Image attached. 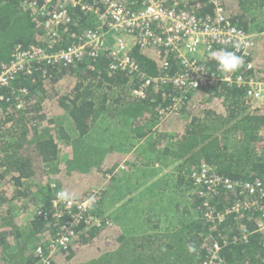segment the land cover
I'll list each match as a JSON object with an SVG mask.
<instances>
[{
  "label": "trees",
  "instance_id": "obj_1",
  "mask_svg": "<svg viewBox=\"0 0 264 264\" xmlns=\"http://www.w3.org/2000/svg\"><path fill=\"white\" fill-rule=\"evenodd\" d=\"M25 1L39 5L44 0H0V69L16 45H48L42 24L33 19V9ZM224 3L235 25L264 33V0ZM184 6L191 10L200 6V15L210 11L204 0H189ZM81 16L82 21L65 26L56 47L71 44L74 32L83 33L94 24ZM255 45L252 74L264 77V65L255 56L258 41ZM220 49L231 51L222 46L214 50ZM132 54L147 73H162L165 51L134 46ZM207 64L220 70L210 54ZM177 68L173 60V70ZM133 86L128 72L110 70L105 55L86 56L69 65L43 64L33 75L15 79L13 89L26 88L28 95L21 108L12 92L8 100H0V264H34L36 246L54 235L53 221L36 216L24 226L18 214L30 206H49L50 179L77 197L104 185L98 208L104 213L118 207L115 203L124 190L134 192L144 186L141 180L116 186L124 172L141 168L152 176L163 175L157 184L146 186L145 193L138 190V196L146 195L150 204L126 199L118 207L122 219L113 212L112 225L82 229L69 247L53 257V264H202L207 245L216 238L228 241L220 251L223 264H264L263 232L252 233L248 240L233 239L256 227L259 212L209 219L203 199L190 194L189 177L207 163L232 179L264 180V106L249 99L244 87L224 83L189 91L177 104L174 96L180 93L174 87H151L145 97H137ZM119 138L122 143L113 146ZM121 164L127 168L116 171ZM115 171L108 180L106 175ZM172 191L182 198L168 200ZM238 196L222 189L210 206L222 212ZM172 203L178 206L174 221L165 213ZM190 203L195 214L188 209ZM190 245L194 250H189Z\"/></svg>",
  "mask_w": 264,
  "mask_h": 264
},
{
  "label": "built area",
  "instance_id": "obj_2",
  "mask_svg": "<svg viewBox=\"0 0 264 264\" xmlns=\"http://www.w3.org/2000/svg\"><path fill=\"white\" fill-rule=\"evenodd\" d=\"M189 0H44L25 1L32 7L33 19L44 29L48 45L18 44L11 53V59L0 69V100H8L9 93L15 95L18 108L24 106L28 90L15 91L13 82L22 75H33L37 66L69 65L83 57L98 58L105 55L112 71H126L134 80L133 95L145 97L149 88L174 87L180 96H174L175 104L183 100L189 91L209 88L224 83L244 87L249 99L264 106V78L252 75L255 63L252 59L253 35L235 25L227 15L224 0H204L210 11L200 15L198 8L191 10L184 6ZM78 12L79 17L74 16ZM84 15L93 25L83 33L74 32V42L56 47L62 40L63 31L69 24L82 21ZM138 46L165 51L161 60L162 73H147L132 50ZM216 46L228 47L243 57L244 63L233 72L211 69L207 62ZM173 60L178 68L173 70ZM136 81V83H135ZM164 112V111H163ZM127 168L119 165L116 171ZM108 173L109 180L113 174ZM191 195L203 199L209 219L222 221L228 214L240 215L258 211L260 216L254 229L246 228L234 240H248L252 233H264V180L261 178L232 179L220 175L211 164L203 163L189 174ZM49 206L40 205L35 214L56 224L54 235L39 243L34 253L38 257L34 264H53V257L69 247L82 229L112 225L110 215L100 213L103 199L102 187L92 188L86 196L71 203L61 201L56 193L62 189L57 181H50ZM235 191L237 200L225 210L213 211L210 202L221 190ZM90 196H95L93 202ZM202 201V202H203ZM228 241L214 239L207 245V258L202 264H223L221 249Z\"/></svg>",
  "mask_w": 264,
  "mask_h": 264
},
{
  "label": "rangeland",
  "instance_id": "obj_3",
  "mask_svg": "<svg viewBox=\"0 0 264 264\" xmlns=\"http://www.w3.org/2000/svg\"><path fill=\"white\" fill-rule=\"evenodd\" d=\"M119 143H122V139L121 138L115 139L114 141H112L111 144L116 147V146H119L120 145ZM157 171H158L157 169H154L153 172L156 173ZM158 176H162V172ZM164 176L169 177V174L168 173H165ZM139 180H141V181L144 182V186H143V184L140 186V187H142V190H140V191H143L142 193H145V191L148 190V189H145V187L146 186L151 187V186L157 184L156 182L158 180V177L157 176L150 175L143 168H141V169H135L134 171H131V172H128V173L127 172L126 173L124 172L123 175H122V177H121V179L119 180V183L116 184V186L118 187V186L127 185L129 183H136ZM158 184H159V182H158ZM124 191L128 192L127 190H124ZM171 193H173L172 196H168V200H170L171 202H172L173 199H176L177 201H179V199L182 198L181 194H179L178 191H172ZM126 194L127 193H124V195H126ZM187 194H189V191H187ZM162 197H164V196L162 195ZM134 202H137L141 206H147L148 204H150V202H148V198L144 194H143V197L135 196L134 197ZM163 202H164V200H163ZM136 208H137L136 209V212H137L138 211V208H139L138 205H136ZM112 209L113 208L108 209V210H104V211L107 212V214H109V215H112L113 212H114V215H116V213H117L119 215V217H121V219H122L121 209L118 208V207H115L114 208V211ZM153 209H155V207H153ZM129 211H130V209H129ZM165 213L168 214L169 220L172 219L173 221H174L175 217L178 214L177 210H175L174 208H172L170 206L167 208V210L165 211ZM129 214L131 215L133 213L130 211ZM128 215L126 216L127 219H128ZM162 221H164V220L162 219Z\"/></svg>",
  "mask_w": 264,
  "mask_h": 264
},
{
  "label": "clouds",
  "instance_id": "obj_4",
  "mask_svg": "<svg viewBox=\"0 0 264 264\" xmlns=\"http://www.w3.org/2000/svg\"><path fill=\"white\" fill-rule=\"evenodd\" d=\"M210 58L217 62V66L221 71L233 72L237 71L244 63L243 57L238 55L235 51H229L227 49H220L218 51H212L210 53ZM56 196L59 200L71 203L76 200L77 194L75 192L69 191L68 189H60ZM95 196H90L89 201L93 202ZM218 239V238H216ZM189 250H194V246L190 245Z\"/></svg>",
  "mask_w": 264,
  "mask_h": 264
},
{
  "label": "crops",
  "instance_id": "obj_5",
  "mask_svg": "<svg viewBox=\"0 0 264 264\" xmlns=\"http://www.w3.org/2000/svg\"><path fill=\"white\" fill-rule=\"evenodd\" d=\"M248 32H250V31H248ZM252 35H253V40H254V44L256 43V45H255V47H257V41H258V47H257V49H256V51H255V56H256V60L259 62V63H262L263 65H264V53L262 54V49H263V46L262 45H264V33H256V32H250ZM257 40V41H256ZM254 47V46H253ZM253 50V49H252ZM252 74V73H251ZM253 75V74H252ZM258 76H260L261 78H264L263 77V75L262 74H260V75H258ZM133 152L134 151H132L131 152V155L133 154ZM129 154H130V152H128ZM128 157V155H126L125 156V159ZM124 159V160H125ZM158 178H162L163 177V175L162 176H157ZM53 179H50L49 180V182L50 181H52ZM138 182V181H137ZM164 183V181H159V184H163ZM102 186H104V185H102ZM138 190H142V187H139L138 189H135V191L134 192H126L125 191V193H127L126 195H124L122 198H119V200H117V202L115 203V206L117 205L118 207L119 206H121L123 203H124V201L126 200V199H130V198H133L134 199V197L135 196H138ZM180 194V193H179ZM186 194H187V192H186ZM188 195V194H187ZM137 203V202H136ZM182 204H181V208L182 209H184L185 208V206H184V203H183V201L181 202ZM40 205V204H39ZM177 205H173V208L175 209V210H177V208H178V206L176 207ZM39 206H37L36 208H35V206H33V207H28V209L27 210H20L19 212H18V214H19V216L21 217V219H22V222H23V224H24V226H27L30 222H31V220L33 219V218H35L36 217V214H35V211H36V209L38 208ZM187 209V208H186ZM188 209H191V213L192 214H195V210L193 209V207H192V205H191V203H190V205L188 206ZM185 210V209H184ZM105 213H107V212H105ZM117 214V213H116ZM119 216V215H118ZM175 220H177V219H175ZM161 227V226H160Z\"/></svg>",
  "mask_w": 264,
  "mask_h": 264
}]
</instances>
